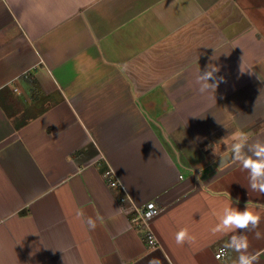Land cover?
Instances as JSON below:
<instances>
[{"label":"crops","instance_id":"0c3cea01","mask_svg":"<svg viewBox=\"0 0 264 264\" xmlns=\"http://www.w3.org/2000/svg\"><path fill=\"white\" fill-rule=\"evenodd\" d=\"M237 130L264 140V0H0V264H233L241 233L264 264V214L211 231L264 207ZM151 201L154 248L131 223Z\"/></svg>","mask_w":264,"mask_h":264},{"label":"clouds","instance_id":"9594fccd","mask_svg":"<svg viewBox=\"0 0 264 264\" xmlns=\"http://www.w3.org/2000/svg\"><path fill=\"white\" fill-rule=\"evenodd\" d=\"M218 71V68L210 64L208 70L204 71L203 74L200 71L196 76L195 84L198 85L201 93L208 90H216L219 86V81L216 83H209V81L216 79L215 74ZM251 137V133L237 130L222 139L219 143H224L227 146L228 152L231 153V158L238 162L243 170L248 172L251 190L264 193V140L255 139L253 141ZM236 203H239V201H236ZM250 204L251 202L249 201L245 206L246 210L243 212L231 205L224 207L222 214L218 217V222L211 230L212 233L227 235L237 230L257 228L260 224L261 216L264 214V207H261L257 211ZM149 207L152 208L153 205H149ZM88 223L94 226L92 218H88ZM256 237L260 238L259 232L256 233ZM187 238H189L187 228L181 229L175 236L177 244L184 243ZM249 248L250 242L247 235L241 233L239 235H232L230 240L224 243L220 252L224 254L230 250L238 253L239 255L233 260V264H256L259 253H251L248 251ZM217 258L219 259L220 257L218 256ZM151 264H158V261H153Z\"/></svg>","mask_w":264,"mask_h":264},{"label":"built area","instance_id":"2783aa9c","mask_svg":"<svg viewBox=\"0 0 264 264\" xmlns=\"http://www.w3.org/2000/svg\"><path fill=\"white\" fill-rule=\"evenodd\" d=\"M112 174H113L112 170L109 169L105 172L104 177L107 178L108 184L114 187L120 186L117 179L115 177H112ZM124 201L125 200L122 199V202ZM149 205H153V207L150 208ZM160 212L161 209L156 205L155 202L151 201L146 203L144 207L134 206L131 215V223H133L136 230L140 232V234L143 235L144 238H146L151 248L157 247L159 243L157 242L156 235L152 228L151 222L155 217L159 215ZM227 253L228 251H226L224 254H221V252L219 251V253L216 256L223 258L224 256H226Z\"/></svg>","mask_w":264,"mask_h":264},{"label":"rangeland","instance_id":"374dc122","mask_svg":"<svg viewBox=\"0 0 264 264\" xmlns=\"http://www.w3.org/2000/svg\"><path fill=\"white\" fill-rule=\"evenodd\" d=\"M26 98V97H25ZM107 171V170H106ZM106 171H104V172H106ZM105 174V173H104Z\"/></svg>","mask_w":264,"mask_h":264}]
</instances>
